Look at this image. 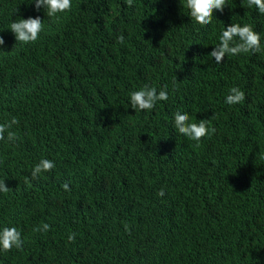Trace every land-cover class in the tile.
Masks as SVG:
<instances>
[{
    "label": "trees",
    "instance_id": "obj_1",
    "mask_svg": "<svg viewBox=\"0 0 264 264\" xmlns=\"http://www.w3.org/2000/svg\"><path fill=\"white\" fill-rule=\"evenodd\" d=\"M6 1L0 0V8ZM32 2L25 0L16 15H28ZM184 3L137 0L128 7L126 0H71L72 12L43 20L42 31L47 46L66 54L65 74L46 91L30 86L35 71L18 67L9 79L0 78V93L7 94L5 86L26 115L12 128L18 140L0 141V180L10 189L0 192V210L10 213L0 212V227L16 224L23 240V250L0 251V264H214L223 252V264H246L259 250L264 258V62L254 76L248 55L226 56L217 64L207 52L232 23L264 33V15L246 0H226L212 23L200 25ZM6 27L0 24L1 36ZM23 50L26 63L41 47ZM261 53L252 56L261 60ZM145 84L158 91L167 86L169 99L150 112L123 115L130 93ZM234 86L246 96L236 111L225 103L226 89ZM74 93L99 101L84 111L71 100ZM65 106L76 107L64 121L51 118L32 129L42 116L60 117ZM178 111L192 122L210 119L215 133L199 146L178 136L171 128ZM12 118L0 111V124ZM238 125L248 140L236 144L242 139ZM41 159L55 168L33 179ZM31 195H37L35 202ZM54 207L60 213L53 215ZM45 223L47 232L34 230ZM73 232L75 242L69 243ZM238 236L245 239L243 251L218 247Z\"/></svg>",
    "mask_w": 264,
    "mask_h": 264
},
{
    "label": "clouds",
    "instance_id": "obj_2",
    "mask_svg": "<svg viewBox=\"0 0 264 264\" xmlns=\"http://www.w3.org/2000/svg\"><path fill=\"white\" fill-rule=\"evenodd\" d=\"M13 0L6 1L0 8V21L8 20L6 15L12 13L11 20L5 23L6 35H0V78L9 79L10 75L20 67L26 72L35 71L33 80L30 83L35 89H42L44 91L49 89V85L53 79L65 74V68L69 63L66 59V54H63L60 49L56 46H47L43 40L42 31L44 30V25L46 21L57 19L61 16L71 13V0H33L32 9L28 15L19 17L16 15L15 9L25 0H18L12 9L10 4ZM137 0H126V5L132 7L133 3ZM174 0H172L173 2ZM247 6L252 8L255 6L258 16L260 14L264 15V0H246ZM189 10V15L191 20L200 25H208L212 23L214 10L224 11L227 6L226 0H186L183 4ZM22 8V7H21ZM23 9V8H22ZM74 13V18L76 20L82 19V14ZM220 42L217 46L211 47L207 52L210 59L215 63L221 64L226 56H241L248 55V61L253 67V75L258 76L263 70V59H257L252 55L261 53L259 56L264 54V33H259L254 31L251 25L245 24L241 26L239 23H232L222 30L220 35ZM125 37L121 34L118 37V43H124ZM40 46V54L35 59H30L24 63L26 54L23 50V45ZM54 58H58L60 61L55 65H49L48 62L52 61ZM200 57L194 59L195 65L199 62ZM42 65H47L40 68ZM229 93L225 96V103L228 105H233L234 110L245 101V91L237 86L226 89ZM7 94L0 93V111L3 110V114L13 117L10 121L4 124H0V141H5L6 143L14 144L18 140L17 133L12 131L14 125H17L19 121L17 119H25L26 115L20 112L19 103H11L10 98ZM169 99L167 86L163 89L157 90L154 86H149L145 84L142 88L137 91L130 93V105L127 107L128 113L123 115H130L135 112L136 114L143 113V111L153 110L158 102L167 101ZM73 102H78L84 111L92 110L95 103L99 100L92 98L88 100L87 97L80 95L79 93H74L71 96ZM92 106V107H91ZM76 106H65L63 109L67 111H62L60 117L58 115L53 116L51 114L49 117L42 116V121L34 124L28 129H37L41 126L46 125L52 119L64 121L65 116L72 115V110ZM133 114V115H136ZM17 118V119H16ZM52 118V119H51ZM30 119L29 121H31ZM46 120V121H45ZM45 121V122H44ZM44 122V123H43ZM175 122V123H174ZM174 122L171 123V128L180 137L188 138L191 141L196 142V146H199L202 139L205 137H210V135L215 133V128L211 127L210 119L199 120V122H192L190 116L187 113L176 112L174 114ZM259 123V120H257ZM236 125V124H235ZM239 126V125H238ZM240 128H235V132L242 136L241 140H236L235 143H244L248 140V136L245 133L247 131L245 128L239 126ZM28 129L20 133L22 137ZM259 162L261 167L264 169V152H260ZM55 168V163L49 159H41V161L35 165L32 170L31 176L33 179H38L42 174L51 172ZM133 179L142 184L148 183L146 179L142 176H134ZM102 180V178H101ZM133 191L143 190L140 187L131 185ZM65 191H70L68 183L62 186ZM148 188H151L149 186ZM10 189L6 186L5 181L0 180V192L7 193ZM148 192V191H147ZM151 194L150 192H148ZM159 197L165 195V190L162 188L157 193ZM33 202L37 200V195H31ZM12 203V202H10ZM16 206L20 204L18 202L13 203ZM61 207V206H60ZM60 208L54 207L53 215L60 213ZM1 213L10 214L8 211L0 210ZM12 223H8L0 227V251L7 253L13 248L18 250H23V240L21 232L17 229L19 228L16 224L11 226ZM50 229L48 224H43L41 228L34 229L35 231L47 232ZM76 233H70L68 235V242H75ZM225 246L233 251H243L246 249L245 239L242 236L238 237H228L224 238L218 245ZM262 251V250H261ZM259 250L256 255H250L248 257V262L246 264H264V258ZM264 252V251H263ZM98 253V249L91 253V255ZM102 253V252H101ZM224 255H226L223 252ZM223 255V257H224ZM223 257L215 262L214 264H223ZM148 264V262H147Z\"/></svg>",
    "mask_w": 264,
    "mask_h": 264
},
{
    "label": "rangeland",
    "instance_id": "obj_3",
    "mask_svg": "<svg viewBox=\"0 0 264 264\" xmlns=\"http://www.w3.org/2000/svg\"><path fill=\"white\" fill-rule=\"evenodd\" d=\"M1 90L4 91V92H6L7 95H8V91H7V88H6L5 86H2V87H1Z\"/></svg>",
    "mask_w": 264,
    "mask_h": 264
}]
</instances>
